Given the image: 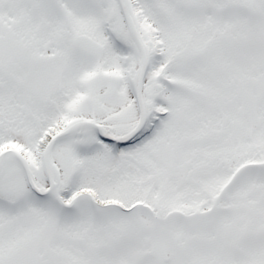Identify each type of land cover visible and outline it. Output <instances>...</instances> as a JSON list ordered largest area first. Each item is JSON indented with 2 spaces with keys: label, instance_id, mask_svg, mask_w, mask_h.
<instances>
[{
  "label": "snow or ice",
  "instance_id": "1",
  "mask_svg": "<svg viewBox=\"0 0 264 264\" xmlns=\"http://www.w3.org/2000/svg\"><path fill=\"white\" fill-rule=\"evenodd\" d=\"M0 264H264V0H0Z\"/></svg>",
  "mask_w": 264,
  "mask_h": 264
}]
</instances>
